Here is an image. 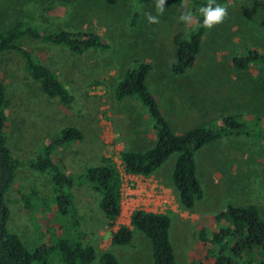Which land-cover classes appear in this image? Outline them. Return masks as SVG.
<instances>
[{"label": "rangeland", "instance_id": "obj_1", "mask_svg": "<svg viewBox=\"0 0 264 264\" xmlns=\"http://www.w3.org/2000/svg\"><path fill=\"white\" fill-rule=\"evenodd\" d=\"M156 0H0V34L17 25H31L42 32L60 30L99 35L109 44L107 51L73 54L64 47L26 39L30 52L51 69L73 97L70 105L48 98L24 70L14 52L0 58V81L5 85L9 110V147L25 163L67 126L84 133L82 142L67 145L54 155L64 171L77 175L113 157L120 170L121 215L107 219L99 208V197L90 187L76 188V205L83 218L86 243L100 256L111 251L123 264H154L149 239L136 231L125 247L112 244L113 233L130 226L138 209L168 214L172 218L170 239L177 264H207L199 238L201 226L211 235L217 231L214 216L229 206L256 205L264 219V142L249 137H224L196 153L203 198L194 210L185 209L172 181L175 154L149 177L124 173L121 153L144 151L153 146L148 114L135 100L120 103L117 84L137 62L151 65L148 87L159 101L173 129L183 134L202 125L221 126L228 115L260 118L264 124V67L236 71L233 57L247 50L264 52V0H242L225 6L223 21L208 29L194 68L182 76L171 71L176 35L184 38L197 26L194 0L164 6ZM193 19L179 21L181 11ZM157 17L149 23L146 14ZM51 176L23 167L6 195L11 209L10 230L28 248L49 242L51 217L30 212L23 195L37 191L54 200ZM33 200H35L33 198ZM35 204V201H32ZM55 257L59 258L57 253ZM264 259V255L261 256Z\"/></svg>", "mask_w": 264, "mask_h": 264}, {"label": "trees", "instance_id": "obj_2", "mask_svg": "<svg viewBox=\"0 0 264 264\" xmlns=\"http://www.w3.org/2000/svg\"><path fill=\"white\" fill-rule=\"evenodd\" d=\"M73 3L77 0H62ZM180 0H165L169 6ZM242 0H194L198 9L210 2L213 6H227ZM203 16L198 11L197 26L186 38L176 35V48L171 71L182 76L191 71L201 52L203 39L208 31ZM41 40L64 47L73 54L107 51L109 44L99 35L65 30L42 32L31 25H17L0 34V58L6 52H14L23 60L24 70L36 81L41 91L50 99L70 105L73 97L62 80L41 63L26 47V39ZM236 71H248L255 66L264 67V52L247 50L232 59ZM151 65L137 62L129 68L116 87L115 97L123 103L135 100L148 114L151 131L155 137L153 146L144 151L121 153L126 175L149 177L161 169L177 154L172 181L182 206L194 210L203 198L198 178L196 153L224 137L257 138L264 142V124L260 118L228 115L222 125H202L183 134H176L164 115L156 96L148 87ZM5 85L0 81V264H92L97 259L93 246L86 243L87 234L83 218L76 205V188L88 186L99 197V208L109 220L121 215V170L113 157L104 158L98 166H88L77 175L66 172L54 162V155L70 144L82 142L84 133L76 126L64 127L53 140L44 145L37 156L28 163L16 158L9 147V110ZM23 167L38 174L51 176L54 200L41 198L37 191L23 195L25 208L30 212H47L51 217L50 239L42 246L28 248L19 236L10 230L11 209L6 195L12 189L18 172ZM33 198L35 200H33ZM35 201V204H32ZM217 231L211 235L203 224L199 238L206 252L207 264H264V219L256 205L229 206L213 218ZM172 218L165 213L135 210L130 226H120L112 235V244L125 247L132 243L136 231L151 242L154 264H177L175 249L170 239ZM55 253L59 255L55 257ZM100 264H123L111 251L100 256Z\"/></svg>", "mask_w": 264, "mask_h": 264}, {"label": "clouds", "instance_id": "obj_3", "mask_svg": "<svg viewBox=\"0 0 264 264\" xmlns=\"http://www.w3.org/2000/svg\"><path fill=\"white\" fill-rule=\"evenodd\" d=\"M164 4H165V0H156L155 2V7L160 13H162L165 10ZM198 11L203 16V24L208 28L220 24L226 15V9L223 6H220L219 4L213 6L211 2L206 6H201L198 9ZM146 19L149 23L158 22L157 17L151 15L150 13L146 14ZM192 19H193V14L190 10H184L180 12L179 15L180 22L188 24L192 21Z\"/></svg>", "mask_w": 264, "mask_h": 264}, {"label": "crops", "instance_id": "obj_4", "mask_svg": "<svg viewBox=\"0 0 264 264\" xmlns=\"http://www.w3.org/2000/svg\"><path fill=\"white\" fill-rule=\"evenodd\" d=\"M170 122V121H169ZM170 124H171V122H170ZM172 125V124H171ZM173 127V126H172ZM174 130V129H173ZM176 134H181V133H177V132H175ZM151 138H152V143H154V140H155V137H154V135H153V133H152V131H151V136H150ZM133 151V150H132ZM128 176H131V177H142V176H132V175H128ZM132 215V214H131Z\"/></svg>", "mask_w": 264, "mask_h": 264}]
</instances>
